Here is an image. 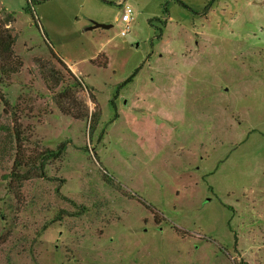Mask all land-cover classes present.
Masks as SVG:
<instances>
[{"label": "rangeland", "instance_id": "obj_1", "mask_svg": "<svg viewBox=\"0 0 264 264\" xmlns=\"http://www.w3.org/2000/svg\"><path fill=\"white\" fill-rule=\"evenodd\" d=\"M181 1L44 0L35 24L0 0L22 63L0 72V264H264V0ZM64 87L94 129L59 110Z\"/></svg>", "mask_w": 264, "mask_h": 264}, {"label": "trees", "instance_id": "obj_2", "mask_svg": "<svg viewBox=\"0 0 264 264\" xmlns=\"http://www.w3.org/2000/svg\"><path fill=\"white\" fill-rule=\"evenodd\" d=\"M41 1L44 0H26V7L24 8L27 12L31 13L32 18L34 19L35 24L38 23L36 18V14L34 11V5H37L41 3ZM178 4L182 7L189 8L183 1L176 0ZM208 6H206L205 9H207ZM1 14L3 15L2 18H0V72L6 76H8L11 73L17 72L20 67H22L21 60L18 58L17 55L14 54L12 46L15 42V35H13L10 31V25L12 22L15 21V17L12 12H6L4 9H0V17ZM45 36V42L48 45L49 51L51 56L57 60V62L65 68V70L72 76L73 80H75L78 84H82V82L78 79L77 76L73 74V72L70 70V68L67 66V64L64 62V60L56 54V52L53 50L52 46L50 45V42ZM7 59L9 61V65H6L5 62L2 61V59ZM36 64L39 66V69L41 71V76L46 84V86L50 89H54L60 82H61V74L58 70L54 69V67L49 66V61H45L42 58H36ZM14 61L16 63L12 64ZM106 66V64L104 65ZM139 67L135 68L132 74H130L127 78H125L120 85H125L129 81H131V78L135 75L136 71H138ZM67 88H63L57 94L55 95V102L57 107L62 113L72 115L75 117H88L89 116V125L91 130L94 129L96 123L98 122L100 111L91 112L90 115H88V111L85 110V105L83 106L84 109L81 112L75 113L73 111V108H71L69 105L73 102V100H70L69 97V91H66ZM94 99V97L92 96ZM96 102V101H93ZM87 109V107H86ZM12 133L14 137V159L12 162V169H11V176L15 178L16 180H22L28 177H31L33 174V170H21L23 167L27 164L24 154H23V141L26 139L25 137V131L22 129L21 124L18 122V120H13V126H12ZM63 150V144L58 146L56 151H52L49 149H45L46 153L48 155H52L53 158H56L61 155ZM47 158L46 155L41 157V160L39 162V167L36 168L39 171V176L41 177H47L46 173L44 171V161ZM34 175V174H33ZM50 179V178H49Z\"/></svg>", "mask_w": 264, "mask_h": 264}, {"label": "built area", "instance_id": "obj_3", "mask_svg": "<svg viewBox=\"0 0 264 264\" xmlns=\"http://www.w3.org/2000/svg\"><path fill=\"white\" fill-rule=\"evenodd\" d=\"M131 19L132 8L128 3H125L120 16V22L123 24V29L120 31L121 34H124L127 31Z\"/></svg>", "mask_w": 264, "mask_h": 264}, {"label": "water", "instance_id": "obj_4", "mask_svg": "<svg viewBox=\"0 0 264 264\" xmlns=\"http://www.w3.org/2000/svg\"><path fill=\"white\" fill-rule=\"evenodd\" d=\"M111 24H107V23H102V22H96L93 26V28H98V27H104V28H108L110 27Z\"/></svg>", "mask_w": 264, "mask_h": 264}, {"label": "crops", "instance_id": "obj_5", "mask_svg": "<svg viewBox=\"0 0 264 264\" xmlns=\"http://www.w3.org/2000/svg\"><path fill=\"white\" fill-rule=\"evenodd\" d=\"M93 26H94V25H93ZM93 26H92V28H93ZM65 63L67 64V66H69L71 69H73V67H72L71 64H68L66 61H65Z\"/></svg>", "mask_w": 264, "mask_h": 264}]
</instances>
